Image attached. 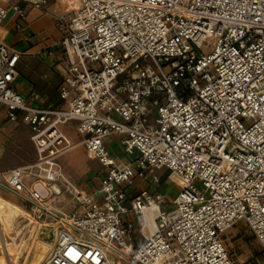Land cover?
Returning <instances> with one entry per match:
<instances>
[{"label": "built area", "instance_id": "built-area-1", "mask_svg": "<svg viewBox=\"0 0 264 264\" xmlns=\"http://www.w3.org/2000/svg\"><path fill=\"white\" fill-rule=\"evenodd\" d=\"M12 1L0 0V26L11 5L18 31L21 4H48ZM76 1L59 23L67 110L28 105L11 85L19 54L0 44V107L29 126L36 155L0 176L22 214L0 224V239L48 226L55 239L42 264H233L224 234L242 222L264 264V0ZM71 122L105 170L92 194L58 162L74 147L62 130ZM112 136L136 158L118 166ZM162 170L181 183L170 203L155 189ZM135 178L148 187L132 193ZM64 195L76 204L70 214L59 208Z\"/></svg>", "mask_w": 264, "mask_h": 264}, {"label": "crops", "instance_id": "crops-1", "mask_svg": "<svg viewBox=\"0 0 264 264\" xmlns=\"http://www.w3.org/2000/svg\"><path fill=\"white\" fill-rule=\"evenodd\" d=\"M50 1L51 0H48V3ZM57 1H59L60 4L63 1L66 2L67 0ZM71 1L72 5L71 9H69L70 11L67 17L68 21L71 19V15L78 7V3L75 0ZM17 2L18 0L14 4ZM21 7L26 12V19L23 21L22 31L16 30L17 18L14 12L11 10V5L6 6L7 18L0 26V44L8 45L19 54L11 84L12 88L25 100L28 105L32 107L47 110H67L68 101H62L58 97V88L61 84L62 75L66 69V57L62 47L59 44L62 36L65 33V28L60 30L59 27V22L62 21L59 20L58 24L56 25L51 22V18L48 15V4L42 10H33L24 5ZM73 124L75 131L76 123ZM20 126H23V139L17 140L16 131ZM65 127L66 126H64L62 130L70 138L74 146L71 151L76 148H83L86 155L97 162V160L87 154L84 146L81 144L82 137H80L75 131L79 139L73 141ZM25 128H27V131ZM30 135L31 132L28 125L20 121L10 122L6 120L5 110L0 107V176L12 169L23 168L35 163L36 155L30 142ZM113 138H115V140H113ZM120 138V136H112L105 140V145L110 156L111 153L108 149V145L112 141H114L112 143L120 145ZM120 147L124 148L121 145ZM111 158L115 160L118 166H122L130 162L122 163L120 160H117L112 156ZM5 161H8L9 164H4ZM62 172L66 180L75 185L80 192L87 195L92 194L98 188L99 181L104 176L105 170L100 165V171H98L97 174H94V176L97 177V181L96 185H92V189L88 187L86 188L85 184L80 185L76 183L75 180L71 179L67 174L64 173L63 168ZM84 173L85 171L83 174ZM147 182L148 178L146 180H142V183L139 185V187L134 185V187L131 189V192L135 193L140 189L148 187ZM87 189L88 191H86ZM64 196L60 199V202L64 199ZM12 198H14L12 194L0 190V199L2 201L5 200L14 206H17L18 203L12 202ZM70 204V199L64 200L63 204L60 203L59 208H61L63 213L68 214L64 211V209ZM20 213L21 212L17 214ZM0 214L12 213L7 211L5 208H0ZM1 223L6 227V224L2 218ZM3 242H5L4 244L6 247H9L8 242L4 240ZM1 243L2 239H0V244ZM0 254H2L1 249Z\"/></svg>", "mask_w": 264, "mask_h": 264}, {"label": "rangeland", "instance_id": "rangeland-1", "mask_svg": "<svg viewBox=\"0 0 264 264\" xmlns=\"http://www.w3.org/2000/svg\"><path fill=\"white\" fill-rule=\"evenodd\" d=\"M17 0H13L12 4H14ZM72 1L67 0L66 2H62L59 4L57 0H51L48 3L49 7V17L51 18V22L55 25L58 24V21L61 20L62 24L68 22V14L69 9H71ZM22 6V5H21ZM73 15V14H72ZM71 15V17H72ZM151 119L156 118L155 112H152L150 115ZM23 126L19 127L16 131V139L21 140L23 139ZM66 130L72 137L73 141L79 139L78 135L74 131V124L66 125ZM27 131V128H25ZM115 140V138H113ZM114 142V141H112ZM110 143L108 145V149L111 153V156L117 160H120L122 163H126L132 161L136 158V153L134 151L127 150V148H121L119 144ZM63 168L65 174H67L71 179L75 180L76 183L82 185L85 184L86 188L92 189V185H96L97 177L94 174H97L100 171V165L92 160L90 157L86 155L83 148H76L73 151L67 153L63 157H61L58 161ZM4 164H9L8 161L4 162ZM85 173L83 174V172ZM155 175L159 177L160 185L156 190L161 191L164 196V200L167 203L173 200L175 195L180 188V181L174 175L170 174L166 170L154 172ZM87 176V177H86ZM86 177V178H85ZM142 183V180L139 178L134 179V185L139 187ZM149 183V182H147ZM97 187V186H96ZM94 187V188H96ZM85 188V189H86ZM89 189V190H90ZM153 187L150 188V191L155 190ZM88 191V189L86 190ZM69 196L65 195L64 199L60 202L61 204L64 203V200H68ZM12 202L18 203V200L14 197L12 198ZM76 209V204L71 203L70 205L66 206L64 211L68 214L72 213ZM78 213H81L80 209H77ZM1 218L3 219L6 226L11 225L8 221V217L12 218V221H16L21 215H13V214H1ZM8 216V217H6ZM0 218V220H1ZM13 222V223H14ZM0 224L1 221H0ZM3 225V224H2ZM4 226V225H3ZM16 224L14 225V227ZM4 228V227H3ZM21 228L14 230H8L5 236L9 237L10 239L7 240L9 247L7 249L12 251L14 248V243L17 242V246H20V243L23 241L28 242L30 244L32 242L33 248L31 250H36L40 243L45 244L52 248L54 243V231L50 230L48 226L42 225L40 229L36 227L28 228V235L25 234L26 232L20 231ZM21 233V234H20ZM16 234V235H15ZM18 235V236H17ZM30 239V240H29ZM138 242L137 238H134V244ZM224 244L229 253V256L233 262V264H256V261H259L261 258V248L256 241V239L252 236L251 232L248 230L244 223H239L229 231L224 234ZM2 253V251H1ZM2 254H0V257ZM26 254L21 259V264L24 263ZM37 260L29 257L27 258L26 264H36Z\"/></svg>", "mask_w": 264, "mask_h": 264}, {"label": "bare ground", "instance_id": "bare-ground-1", "mask_svg": "<svg viewBox=\"0 0 264 264\" xmlns=\"http://www.w3.org/2000/svg\"><path fill=\"white\" fill-rule=\"evenodd\" d=\"M0 208H5L7 211H10L13 215H22L21 213L17 214L20 212V210L16 206H14L13 204L5 200L2 201L0 199ZM1 216L2 215L0 214V217ZM8 221L10 224H13L14 222L12 221L11 217H8ZM41 226L42 225L40 226L35 225L34 227H36L37 229H40ZM4 243L5 242H3V239H2V243L0 244V247H1L0 249L2 251V256L0 257V264H6L8 261H10L12 264H21V262L23 261V260L21 261V259L23 258L25 254L26 256H25V260L23 264H26L27 258L29 257L33 258L34 260H37L36 264H42L51 251V248L49 246H46L45 244H42V243L38 245L36 250L32 251L31 250V248H33L32 242L28 244V242L26 241H23L22 243H20L19 247L17 246V242H13L14 248L12 251H9Z\"/></svg>", "mask_w": 264, "mask_h": 264}]
</instances>
